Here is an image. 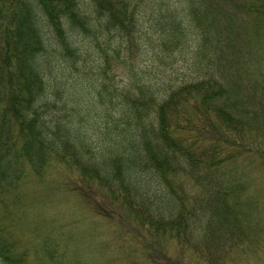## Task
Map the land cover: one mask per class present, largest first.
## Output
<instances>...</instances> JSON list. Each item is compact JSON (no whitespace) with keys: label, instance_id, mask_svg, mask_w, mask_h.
<instances>
[{"label":"trees","instance_id":"obj_1","mask_svg":"<svg viewBox=\"0 0 264 264\" xmlns=\"http://www.w3.org/2000/svg\"><path fill=\"white\" fill-rule=\"evenodd\" d=\"M262 31L264 0H0V207L27 167L65 170L201 261L214 225L245 227L222 177L261 145Z\"/></svg>","mask_w":264,"mask_h":264},{"label":"rangeland","instance_id":"obj_2","mask_svg":"<svg viewBox=\"0 0 264 264\" xmlns=\"http://www.w3.org/2000/svg\"><path fill=\"white\" fill-rule=\"evenodd\" d=\"M262 32L254 36L252 64L264 73ZM259 116L264 125V105ZM255 136L262 139L261 145H256L250 158L225 164L227 173L222 177L224 183L236 186L245 227L229 234L214 225L216 231L208 236L201 261L193 251L181 250L171 234H157L127 216L122 222L103 200L106 195L74 191L78 185L72 188L65 170L38 177L26 168L17 190L9 189L7 209L0 207L1 239L11 244L24 264H264V167L260 164L264 163V134ZM244 146L247 150L252 144L246 140ZM183 181L190 197L200 191L193 180Z\"/></svg>","mask_w":264,"mask_h":264}]
</instances>
